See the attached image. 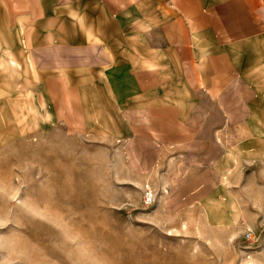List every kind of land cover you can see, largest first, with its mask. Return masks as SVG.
Instances as JSON below:
<instances>
[{
	"label": "rangeland",
	"instance_id": "rangeland-1",
	"mask_svg": "<svg viewBox=\"0 0 264 264\" xmlns=\"http://www.w3.org/2000/svg\"><path fill=\"white\" fill-rule=\"evenodd\" d=\"M20 10L0 0V264H264V116L160 142Z\"/></svg>",
	"mask_w": 264,
	"mask_h": 264
},
{
	"label": "crops",
	"instance_id": "crops-1",
	"mask_svg": "<svg viewBox=\"0 0 264 264\" xmlns=\"http://www.w3.org/2000/svg\"><path fill=\"white\" fill-rule=\"evenodd\" d=\"M16 3L52 66L95 68L125 115L142 118L160 142L192 141L195 116L205 124L217 117L218 133L227 117L241 128L264 116V0Z\"/></svg>",
	"mask_w": 264,
	"mask_h": 264
}]
</instances>
